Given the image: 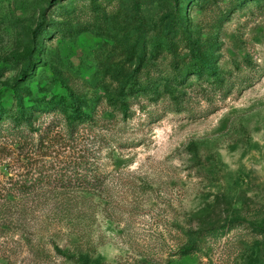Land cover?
Returning a JSON list of instances; mask_svg holds the SVG:
<instances>
[{"label": "rangeland", "instance_id": "obj_1", "mask_svg": "<svg viewBox=\"0 0 264 264\" xmlns=\"http://www.w3.org/2000/svg\"><path fill=\"white\" fill-rule=\"evenodd\" d=\"M73 99L102 183L8 190ZM0 110V264H264V0H0Z\"/></svg>", "mask_w": 264, "mask_h": 264}, {"label": "trees", "instance_id": "obj_2", "mask_svg": "<svg viewBox=\"0 0 264 264\" xmlns=\"http://www.w3.org/2000/svg\"><path fill=\"white\" fill-rule=\"evenodd\" d=\"M224 77L216 74L215 78L210 82L209 95L219 94V97H223L228 91ZM64 100V98H62ZM73 107L67 117V122L72 128L69 134L65 135L64 139L61 140L57 147L52 148L50 145H54L53 139L55 134H51V129L47 125H41V127H33L28 125L30 121L29 115L25 113L22 108L19 110V115L14 114L11 117L10 123L4 127V132L10 134L12 137L22 139V142L18 143L17 146H21L27 140L30 139L29 133L33 130L40 129L38 142L44 146V152L49 150V154L54 151L56 154H63V163L58 165L54 170V166L47 172L38 170V174L32 173H21L19 172L16 176L11 177L9 180L8 190L17 191L18 193H27L34 186L39 183L47 182L59 187H83V188H95L98 187L103 180V174L99 169L97 160V151H99L101 142H94V135H89V130L99 122V118L82 109L77 99L72 101ZM1 112V110H0ZM21 113V114H20ZM78 119L84 120L83 127L75 129V125ZM1 130V129H0ZM2 134V131L0 132ZM54 137V138H53ZM92 138V139H91ZM48 154V153H47ZM35 171V170H34ZM43 173V174H42ZM42 176V177H41ZM38 182V183H37Z\"/></svg>", "mask_w": 264, "mask_h": 264}]
</instances>
